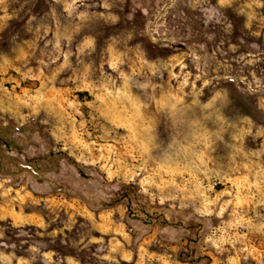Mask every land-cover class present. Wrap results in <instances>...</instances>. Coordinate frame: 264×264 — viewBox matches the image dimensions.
<instances>
[{"label": "rangeland", "instance_id": "rangeland-1", "mask_svg": "<svg viewBox=\"0 0 264 264\" xmlns=\"http://www.w3.org/2000/svg\"><path fill=\"white\" fill-rule=\"evenodd\" d=\"M0 264H264V0H0Z\"/></svg>", "mask_w": 264, "mask_h": 264}]
</instances>
